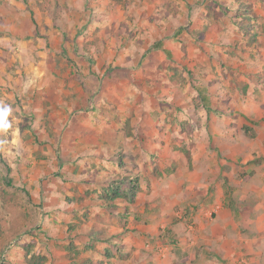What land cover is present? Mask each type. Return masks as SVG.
<instances>
[{"label":"rangeland","instance_id":"1","mask_svg":"<svg viewBox=\"0 0 264 264\" xmlns=\"http://www.w3.org/2000/svg\"><path fill=\"white\" fill-rule=\"evenodd\" d=\"M142 1L156 3L125 4ZM196 1L195 27L182 23L168 34L154 19L163 13L159 4L145 11L155 24L143 22L135 30L104 24L109 11L100 10L98 0H0V105L12 108V127L0 135V264H195L198 250L186 234L194 226V205L189 180L181 176L183 165L193 162L212 164L210 176L219 164L226 205L242 207L244 218H251L250 202L240 195L254 175L264 190V119L252 110L237 112L234 120L220 122L224 136L193 138L202 124L209 131L219 122H187L192 105L170 102L186 94L201 99L220 81L241 88L240 102L262 96L264 69L248 74L251 56L243 51L256 40L264 0ZM202 21L221 23L248 41L243 47L234 38L243 53L219 59L226 78L215 57L186 71L185 63L153 75L129 71L127 84L110 64L94 67L96 58L113 50L161 51L156 55L164 60L152 58L157 67L168 66L175 53H202ZM150 74L173 83L174 94L153 86ZM174 109L182 120L173 118ZM191 140L200 145L193 149Z\"/></svg>","mask_w":264,"mask_h":264},{"label":"crops","instance_id":"2","mask_svg":"<svg viewBox=\"0 0 264 264\" xmlns=\"http://www.w3.org/2000/svg\"><path fill=\"white\" fill-rule=\"evenodd\" d=\"M155 2L156 3H146L145 1H142V3L138 4L126 2L125 4V0L121 3H118V0H98L97 4L99 5L100 10H104L105 6L108 7V19L104 23L108 26L113 25L117 27L127 25L137 30V27L143 24V22H152L155 24L154 21L146 19L145 11L146 9L148 12L151 10H157L156 4H159L163 13L159 12L156 17L154 16V19L162 23L160 26L162 32H169L168 34L171 32L175 34L176 27L182 23L184 25H190L191 28L193 26L195 27L196 23L193 19L195 6L198 5L196 0H173L170 5L158 3V0H155ZM141 4L142 7H140ZM260 11L264 13V8L260 9ZM131 13L136 15L135 19L130 20L128 18L129 16L131 17ZM147 15L150 16L149 14ZM202 22V25H198L199 28H204L201 42L204 52L202 53H194V51L193 53H175L174 61H168V66L159 65V67H157L153 64L154 62L152 58L157 53L161 54V51H155L154 49L147 50L149 47L146 49L147 52L143 53L142 51L140 54L135 49H126L121 52L119 51V53H115V50H113L111 53H102L100 59L96 58V64L94 67L99 71L104 70V63L110 64L112 73L123 75V77L119 79V82L127 84L129 81L124 75L129 71L132 72L138 70L145 74L150 72L153 75L157 72L161 73L164 67L172 69L171 66H175L174 69L177 71L178 68H183L182 65H184V63V70L186 71L188 66L194 69L193 63L196 66L198 61L205 62L207 60L209 62L211 59L214 60V57L217 60L215 61L220 63L219 59H221L222 56L224 60L227 57L231 58L229 55L232 53L242 52V47L238 46L236 48L233 45L234 41L232 40L234 38H236L243 47H245L244 42H248L242 33L237 30L229 31L224 25H221V23L216 22L212 24L208 22L207 24V22ZM257 28L256 40L251 41L252 43L248 46L250 48H248L247 51H243L244 53H249L251 56L249 68H247V73L250 75L257 74L260 71V68L264 69V20H261ZM162 39L165 40L166 38L162 37ZM156 42H159V39H157ZM175 46L179 51L180 48L178 47L177 42ZM162 47H165V45H162ZM218 53H222V55H219ZM156 56H159L160 59L164 60L163 56ZM136 58H140L141 65H139V60L135 61ZM222 64H219L218 72L226 78L225 74L228 70ZM142 65H144V67ZM199 70L201 72L203 71V68H199ZM230 70H233V72L236 71V69L232 68H230ZM209 73L211 74V72ZM151 74L147 80H150V82L152 80L154 83L152 84L153 86L156 85L163 93H168L169 90L173 89L172 95L174 94L173 91L177 89V87L175 88L173 83H170L168 80L165 82L163 80L158 81L152 77ZM170 78L174 80L172 73ZM237 79L245 80V78ZM246 81L247 83L250 82L248 79H246ZM222 83L224 85H222ZM118 88L121 89V86L119 85ZM187 88H189V86ZM213 88L211 91L209 90V92H207V95L201 93L200 97L203 100L188 97L186 94L185 96H180V99H172L170 102L171 105L178 107H188L192 105L191 114L186 117L187 122L197 121L199 117L201 123H204L207 117L212 122H219V124H213L210 126L211 128L209 131H207L205 129L206 126L202 124V128L192 131L193 138L200 136L208 137V135L219 138L222 134L224 136L227 134V131H224L226 128H224L220 122L225 124L226 121L234 120L235 115L238 114L237 112H243L246 114L249 110H252V113L258 115L259 118L264 119V94L262 93L264 92V87L260 90L262 94L261 97L260 95H257V98H255L252 95H248L245 102H240L242 95L239 91H241V88L238 90L236 85L232 89H228L225 82L220 81V84L214 89ZM247 89H252V86H249ZM189 91L190 89H187L186 93ZM213 91L216 95L212 94ZM231 94H233V96ZM195 106H197V108H195ZM215 107L218 108L220 112L218 115L210 110V108L213 109ZM205 109L209 111V114L206 113ZM175 110L176 109H174L172 115L173 118L176 117L177 121L182 120L179 118L177 119L179 114H177ZM160 118L161 119L158 120V123L163 120L161 115ZM155 121L157 122V119ZM171 132L175 134L181 133L178 129H172ZM159 133L161 134V132L155 130V134ZM169 133L170 132L168 131L166 135ZM109 136L112 137V131H110ZM192 142L193 140L190 141L191 146L195 149L199 143L193 145ZM194 157L196 158V156ZM211 165L212 164L205 162H193L191 165L192 167H189L186 164L183 165L185 168H182L181 171V176H186L189 180L190 185L188 188L190 189V197L188 200L191 198L190 201L194 205L190 206L192 210L190 213L192 214L191 218L193 219L194 226H190L189 229H186V234L189 235V238L187 239L191 241L193 249L198 250L195 251L196 253H193L195 264H264V190H260L257 186V175H254V177L250 176V179H246V181L249 182V189L242 191L240 195L241 201L250 202L251 218L248 220L250 222V225H248V221L244 218L242 207L238 209V211H233L228 205H226L222 188L223 179L222 175H220L222 173H220L221 166L216 164L217 168H215V170H217V172L210 176L209 172H211ZM178 176L180 175L178 174ZM211 183H213L214 186L211 185ZM211 187L215 188L214 193L210 190Z\"/></svg>","mask_w":264,"mask_h":264},{"label":"clouds","instance_id":"3","mask_svg":"<svg viewBox=\"0 0 264 264\" xmlns=\"http://www.w3.org/2000/svg\"><path fill=\"white\" fill-rule=\"evenodd\" d=\"M12 114L11 106L7 104L0 105V135H7L12 124L9 122L8 117ZM4 143V141H0Z\"/></svg>","mask_w":264,"mask_h":264}]
</instances>
